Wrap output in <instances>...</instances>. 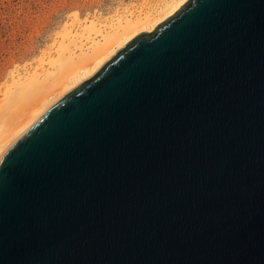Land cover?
I'll return each instance as SVG.
<instances>
[{
	"label": "water",
	"instance_id": "obj_1",
	"mask_svg": "<svg viewBox=\"0 0 264 264\" xmlns=\"http://www.w3.org/2000/svg\"><path fill=\"white\" fill-rule=\"evenodd\" d=\"M0 264H264V0H189L15 142Z\"/></svg>",
	"mask_w": 264,
	"mask_h": 264
},
{
	"label": "bare ground",
	"instance_id": "obj_2",
	"mask_svg": "<svg viewBox=\"0 0 264 264\" xmlns=\"http://www.w3.org/2000/svg\"><path fill=\"white\" fill-rule=\"evenodd\" d=\"M188 1L156 0L152 8L130 10L110 21L82 20L72 14L48 52L8 74L9 84H5L0 97V158L52 107L96 75L130 42L152 33Z\"/></svg>",
	"mask_w": 264,
	"mask_h": 264
},
{
	"label": "rangeland",
	"instance_id": "obj_3",
	"mask_svg": "<svg viewBox=\"0 0 264 264\" xmlns=\"http://www.w3.org/2000/svg\"><path fill=\"white\" fill-rule=\"evenodd\" d=\"M155 2L156 0H0V97L3 88L9 84L8 74L25 64H32L41 54L48 52L64 24L70 22L72 14L76 13L82 20L98 18L110 21L130 10L152 8Z\"/></svg>",
	"mask_w": 264,
	"mask_h": 264
}]
</instances>
